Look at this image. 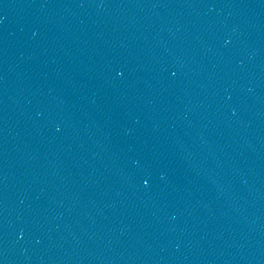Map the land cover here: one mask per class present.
<instances>
[{
	"label": "water",
	"instance_id": "water-1",
	"mask_svg": "<svg viewBox=\"0 0 264 264\" xmlns=\"http://www.w3.org/2000/svg\"><path fill=\"white\" fill-rule=\"evenodd\" d=\"M0 264H264V0H0Z\"/></svg>",
	"mask_w": 264,
	"mask_h": 264
}]
</instances>
